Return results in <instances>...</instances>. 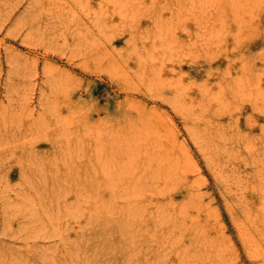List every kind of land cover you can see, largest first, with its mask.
<instances>
[{"label": "rangeland", "instance_id": "1", "mask_svg": "<svg viewBox=\"0 0 264 264\" xmlns=\"http://www.w3.org/2000/svg\"><path fill=\"white\" fill-rule=\"evenodd\" d=\"M0 264H264V0H0Z\"/></svg>", "mask_w": 264, "mask_h": 264}]
</instances>
